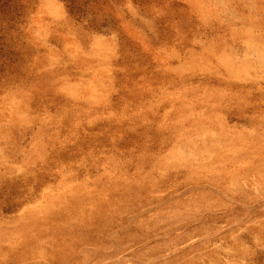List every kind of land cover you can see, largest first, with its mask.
I'll return each mask as SVG.
<instances>
[{
    "label": "rangeland",
    "instance_id": "1",
    "mask_svg": "<svg viewBox=\"0 0 264 264\" xmlns=\"http://www.w3.org/2000/svg\"><path fill=\"white\" fill-rule=\"evenodd\" d=\"M0 264H264V0H0Z\"/></svg>",
    "mask_w": 264,
    "mask_h": 264
}]
</instances>
